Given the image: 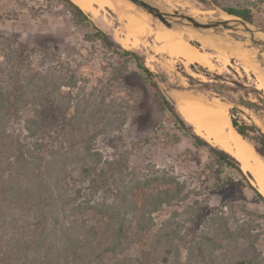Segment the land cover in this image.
Listing matches in <instances>:
<instances>
[{"label":"trees","instance_id":"16d2710c","mask_svg":"<svg viewBox=\"0 0 264 264\" xmlns=\"http://www.w3.org/2000/svg\"><path fill=\"white\" fill-rule=\"evenodd\" d=\"M57 1L74 25L93 29L86 41L119 59L107 63L105 85L125 79L135 66L157 108L195 149L206 152L208 183L190 191L166 172L134 171L133 152L150 138L117 156L103 155L95 142L123 130L128 102L113 99L106 89L85 94L89 80L49 41L26 50L15 37L0 34V264H264L257 248L264 212L235 202L210 212L199 199L205 192L221 193L238 175L264 205L249 181L252 175L182 118L159 87L169 85L166 74L151 71L136 51L96 27L71 0ZM221 9L253 22L249 9ZM231 123L264 158L260 129ZM163 212L168 216L157 221Z\"/></svg>","mask_w":264,"mask_h":264},{"label":"rangeland","instance_id":"374dc122","mask_svg":"<svg viewBox=\"0 0 264 264\" xmlns=\"http://www.w3.org/2000/svg\"><path fill=\"white\" fill-rule=\"evenodd\" d=\"M155 1L167 12L182 10L191 16H193L192 13H200L195 14L194 17L198 16L197 18L207 21L218 20V14L212 12V7L219 11H222L221 7L249 9L253 17L252 24L264 29V0ZM117 18L109 10L101 12L97 18L90 16L96 27L115 40L124 39L126 36L124 23ZM152 21L158 26H163L155 18H152ZM218 31L225 33L222 30ZM87 32H93V29L74 25L68 10L62 2L57 0H0V34L15 37L26 50L49 41L63 61L76 69L81 77L89 80L84 90L85 94L93 88L106 89L110 91L113 99L124 100L130 105L123 130L120 133H110L107 137H99L95 142V148L105 156L114 157L130 149L132 143L142 145L144 139L150 138L148 144L136 148L133 152L130 165L134 171L151 170L155 175L166 172L179 182H183L186 189L190 191L203 189L208 183L203 176V167L207 162L206 152L195 149L191 139L177 130L172 117L157 108L143 87L142 79L134 65L129 67V73L125 79L114 82L111 86L105 85L110 76L107 63L118 62L119 59L104 50L97 42L86 41L84 35ZM227 35L230 38H242L230 31ZM153 39L152 36L146 37L143 45L132 51H136L142 57L151 71L166 74L169 85L159 83V87L170 100L173 93L190 95L200 93L210 99L216 97L228 104L230 119H235L239 124H254L264 134V125H262L264 124V91L258 89L260 80L256 74L245 71L240 61L237 62L235 58H230L225 64L213 60L216 67L213 71L198 64L184 66L175 60L174 64L172 62V65L164 66L163 61L169 58L154 51V46L159 44ZM195 39L196 37L193 36L191 43L196 44L197 47L201 46ZM253 47L259 52L253 63L259 66V73L261 72L260 75L264 79V70H262L264 69V47ZM170 66L171 68H168ZM192 66L195 70L191 69ZM200 67L204 69L206 75ZM184 73L190 75L193 81H189ZM217 75L219 78H215ZM206 85L210 86L205 87ZM241 101H246L259 109L246 107L241 104ZM173 103L175 104L174 101ZM249 181L256 187L253 177ZM199 199L210 212L225 209L228 202L242 203L249 208L264 212V205L238 175H233L232 180L221 193L205 192ZM168 213L158 214L157 221L167 217ZM260 224L264 226V220H260ZM257 248L264 253V238L257 243Z\"/></svg>","mask_w":264,"mask_h":264},{"label":"bare ground","instance_id":"6f19581e","mask_svg":"<svg viewBox=\"0 0 264 264\" xmlns=\"http://www.w3.org/2000/svg\"><path fill=\"white\" fill-rule=\"evenodd\" d=\"M71 1L92 18H97L105 10L115 14L117 19L124 23L126 31L125 38L116 39V41L127 50L137 49L143 45L146 37L152 36L153 40L159 44V46H154V51L169 58L163 61L164 66L172 65V62L174 64L175 60L184 66L198 64L213 71L216 69L213 60L225 64L230 58H235L237 62L240 61L245 71H251L257 75L260 80L258 89L264 91V79L260 75L261 72L259 73V66L253 63L259 53L258 50L245 43H234L227 35L228 31L216 35L211 31L198 33L188 29L170 30L154 24L150 15L136 9L128 0ZM212 12L217 13L218 19L221 20H237L236 17L229 16L215 7L212 8ZM192 14L194 16L200 13ZM193 36L201 46L197 47L191 43ZM171 98L182 118L193 127L195 133L235 157L242 170L252 175L256 188L264 196V159L233 128L228 113V104L216 97L210 99L200 93L196 95L173 93Z\"/></svg>","mask_w":264,"mask_h":264},{"label":"water","instance_id":"95a60500","mask_svg":"<svg viewBox=\"0 0 264 264\" xmlns=\"http://www.w3.org/2000/svg\"><path fill=\"white\" fill-rule=\"evenodd\" d=\"M136 9L145 12L152 18L157 19L167 29H188L194 32H212L220 34V31H230L242 38L231 40L236 44H247L251 47H264V29L236 17L237 20H203L188 14L182 10L167 12L163 10L155 0H128ZM213 8V7H212ZM225 13V12H224ZM229 15V14H228ZM232 16V15H229ZM239 28V29H238ZM229 42V41H228ZM257 109L256 106H253ZM242 137V136H241ZM247 141V140H246ZM261 157V156H260ZM263 158V157H262ZM264 159V158H263Z\"/></svg>","mask_w":264,"mask_h":264},{"label":"flooded vegetation","instance_id":"af4514ba","mask_svg":"<svg viewBox=\"0 0 264 264\" xmlns=\"http://www.w3.org/2000/svg\"><path fill=\"white\" fill-rule=\"evenodd\" d=\"M242 103V105H245L246 107H253V106H255V105H252V104H250V103H248V102H246V101H241ZM257 107V106H256ZM254 108V107H253ZM258 108V107H257ZM259 109V108H258Z\"/></svg>","mask_w":264,"mask_h":264},{"label":"crops","instance_id":"0c3cea01","mask_svg":"<svg viewBox=\"0 0 264 264\" xmlns=\"http://www.w3.org/2000/svg\"><path fill=\"white\" fill-rule=\"evenodd\" d=\"M230 121H231V119H230ZM232 124V123H231Z\"/></svg>","mask_w":264,"mask_h":264}]
</instances>
